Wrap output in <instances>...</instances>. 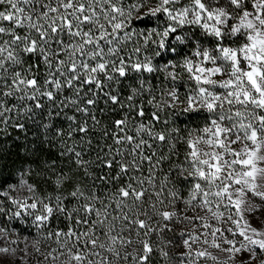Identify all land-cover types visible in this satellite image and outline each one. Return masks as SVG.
Listing matches in <instances>:
<instances>
[{
    "label": "snow or ice",
    "instance_id": "obj_1",
    "mask_svg": "<svg viewBox=\"0 0 264 264\" xmlns=\"http://www.w3.org/2000/svg\"><path fill=\"white\" fill-rule=\"evenodd\" d=\"M14 147L0 253L19 222L38 264H264V0H0Z\"/></svg>",
    "mask_w": 264,
    "mask_h": 264
},
{
    "label": "trees",
    "instance_id": "obj_2",
    "mask_svg": "<svg viewBox=\"0 0 264 264\" xmlns=\"http://www.w3.org/2000/svg\"><path fill=\"white\" fill-rule=\"evenodd\" d=\"M183 119V118H181ZM202 121L200 120H195L189 122V126H192L193 124L199 125L201 124ZM32 131H35V129H32ZM18 135L17 133H13V137ZM34 139L31 135L29 136V140ZM9 143L12 142V138H9ZM20 144L24 143L23 137H21ZM0 172L3 173L2 177H0V182H3L4 179H7L9 183L15 184L17 182L16 180V172L18 168H21L22 166H27L24 163V152L21 150L19 147H14L12 149V154L9 156H6L3 160H0ZM34 171L32 174L27 177L30 183L36 184L37 191L39 192L40 195H46L48 193L52 192V186L50 183H44L43 179L39 176L36 175V172L39 170L36 165H32ZM65 171H68V168H65ZM46 175L50 176L52 179H55V177L52 175V173H46ZM81 177L79 175L75 176V180L79 181ZM21 195L24 193L21 192ZM12 227H16L17 229H20V237L18 239V242H20L21 246L24 248L26 247L25 243L23 242V237L28 236L29 240L27 242L28 246V251L30 253L29 256H27V259L29 260L30 264H38V260L40 257L38 256L37 253H35L34 249L31 247V243L33 239H35V229H32L31 231L23 229V226L19 224V222H16L15 224L12 225ZM63 227V225H61ZM182 227V225H178L177 228ZM13 239H17L15 235L12 236ZM41 248L44 250L46 249V245L44 243L41 244ZM183 249H174L173 252H179L182 251ZM156 264H163V261L159 259V257L155 258Z\"/></svg>",
    "mask_w": 264,
    "mask_h": 264
},
{
    "label": "rangeland",
    "instance_id": "obj_3",
    "mask_svg": "<svg viewBox=\"0 0 264 264\" xmlns=\"http://www.w3.org/2000/svg\"><path fill=\"white\" fill-rule=\"evenodd\" d=\"M252 223L260 227L259 219H253ZM11 239H13L11 237ZM6 245V241L3 239H0V247H4ZM10 249H14L15 251H9L8 253H0V264H30L29 260L27 259V256H24V253L22 249H24L23 246H21L20 242L10 244ZM201 264H204V262H201ZM208 264H211L209 261Z\"/></svg>",
    "mask_w": 264,
    "mask_h": 264
}]
</instances>
